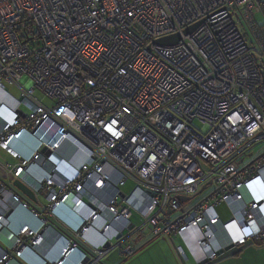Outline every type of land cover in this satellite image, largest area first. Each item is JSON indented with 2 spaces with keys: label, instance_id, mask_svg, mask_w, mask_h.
<instances>
[{
  "label": "built area",
  "instance_id": "2783aa9c",
  "mask_svg": "<svg viewBox=\"0 0 264 264\" xmlns=\"http://www.w3.org/2000/svg\"><path fill=\"white\" fill-rule=\"evenodd\" d=\"M258 13L264 0H0V148L17 160L3 167L48 201L44 212L32 209L41 234L24 226L11 250H0V264L27 246L48 255L64 236L49 217L64 205L77 226L60 259L44 264H65L77 251L79 264H100L148 226L156 237L180 235L188 247L196 231L202 263L232 244H264V197L249 189L261 179L264 153L245 164L264 141ZM176 34L174 45L157 43ZM24 134L41 144L29 159L12 145ZM210 184L207 200L183 208L180 197ZM0 203L3 234L5 213L22 201L2 180ZM221 224H235L240 236L222 243ZM176 249L187 261L185 247ZM134 251L130 245L123 255Z\"/></svg>",
  "mask_w": 264,
  "mask_h": 264
},
{
  "label": "crops",
  "instance_id": "0c3cea01",
  "mask_svg": "<svg viewBox=\"0 0 264 264\" xmlns=\"http://www.w3.org/2000/svg\"><path fill=\"white\" fill-rule=\"evenodd\" d=\"M2 99L3 97L0 96ZM13 148L22 155V157L29 159L33 156V154L40 148L41 144L31 134H24L20 140L13 142ZM0 152L4 153L8 157H10L13 162L16 163V159L10 156L7 152H5L2 148H0ZM11 162V161H10ZM14 163V164H15ZM10 164V163H9ZM12 164V165H14ZM5 165V164H4ZM0 167L3 172H0V180H2L5 184L9 186V188L16 193L23 203L28 204V207L25 208L22 204L16 205L14 208H11V211L7 214L9 225L8 229L4 230L3 234H0V250L2 251H10L12 240L15 235L24 227L29 226L34 232L40 233L44 229V224L39 218H36L32 214V209L37 210L39 212H44V207L47 205L48 201L46 196L41 192L35 191V184L33 185H25V191L20 190L16 186H14V182L17 181L14 179L13 174L8 172L3 164L0 162ZM44 172L42 170L36 169L34 170V175L38 178L43 176ZM261 182L264 181V169L260 172ZM254 183L250 190L256 193L257 196H261L264 194V182ZM127 186V185H126ZM125 186V187H126ZM210 185H206L202 188V192H204ZM124 187V188H125ZM123 188V190H124ZM133 189V188H132ZM213 191V190H212ZM211 191V192H212ZM124 192H126L124 190ZM130 192V191H129ZM200 192L199 194H201ZM210 192V193H211ZM128 193V192H126ZM198 194V195H199ZM208 194L207 196H209ZM205 196L204 198H206ZM202 198L201 200H203ZM193 197L187 198L183 201V208L188 209V203L192 201ZM199 202V201H198ZM217 211L223 221V224H227L230 222V211L226 205L221 204L217 206ZM49 225H53L56 229L60 230V232L64 235L59 238L56 242L51 244V249L48 252L47 258L50 262H57L61 253L67 247V239L68 237L73 236L71 230L76 228L77 222L71 216L69 209L67 206H63L55 212L53 217H49ZM221 224L218 228V236L222 243L228 242L230 237L232 236L234 239H237L240 236L239 231L237 230L235 224H230L226 227ZM41 234V233H40ZM197 232L192 231L189 236L190 245L185 243V239L179 235L180 241L177 242V237L166 239H155L149 245L138 251L136 254L132 256H128L127 259L122 257L120 248L115 249L116 254L111 255L107 260L106 258L112 253H109L108 256L103 259V264H184L181 256L178 254L177 249L175 248L177 245H182L185 247L188 255L187 264H202L199 257H196L194 254L195 251V242H196ZM154 237L146 239L143 238L142 235L138 234L136 238L133 240V246L139 249L148 241L152 240ZM137 243V245H136ZM174 243H177L175 246ZM137 246V247H136ZM118 250V251H117ZM135 250V249H134ZM43 250L37 251L35 248L27 246L23 251L21 257H16L9 262V264H44L46 262L45 255L43 256ZM114 252V250H113ZM200 256V255H199ZM82 254L80 252H74L71 257L66 261L65 264H79L81 261ZM201 262V263H200ZM212 264H264V244L260 242H254L252 245L247 246L242 251L235 253L234 255L220 258L218 261Z\"/></svg>",
  "mask_w": 264,
  "mask_h": 264
},
{
  "label": "rangeland",
  "instance_id": "374dc122",
  "mask_svg": "<svg viewBox=\"0 0 264 264\" xmlns=\"http://www.w3.org/2000/svg\"><path fill=\"white\" fill-rule=\"evenodd\" d=\"M255 19H256V22L260 25H262L264 23V15L262 13H258L255 15ZM11 90L14 92V94H17V90L14 89V87H10ZM36 96L43 101L44 104H46L47 106H51L52 105V101L46 97H44V95L40 92H37L36 93ZM194 126H196L197 128H201V125L195 121L193 123ZM249 153L252 155L251 156H247L246 157V161H245V164H249L252 160H254L255 158H257L259 155H261L262 153H264V141L262 142H259L257 144H255L249 151ZM11 161V162H10ZM0 162L2 164H14L15 162H13V160L8 157L7 155H5L4 153H1L0 152ZM17 164V161L16 163L14 164V166ZM0 172H3L2 168L0 167ZM127 185V186H126ZM124 190L126 192H129L132 190V188L134 187V182L132 180L128 181L127 184H126ZM216 188V185H212L210 186L209 188H207L204 192H202L201 194L193 197L192 201H190V203H188V209L192 208L198 201H200L202 198H204L205 196H207L208 194H210V192L212 190H214ZM213 192V191H212ZM185 208V206H184ZM132 222L133 224L136 226V227H141V230L143 229V226H142V222L138 219L137 215H134V217L132 218ZM153 227H145L140 235L143 236V238H146V239H149L151 238V236H153V231H152ZM115 242V241H113ZM179 242V241H177ZM137 245V243H136ZM137 247V246H136ZM40 247L38 248L37 251H39ZM135 250H137V248H135ZM118 251V250H117ZM113 254H116V251L114 250V252L112 251V253L106 258V260ZM105 263V261L103 262Z\"/></svg>",
  "mask_w": 264,
  "mask_h": 264
},
{
  "label": "water",
  "instance_id": "95a60500",
  "mask_svg": "<svg viewBox=\"0 0 264 264\" xmlns=\"http://www.w3.org/2000/svg\"><path fill=\"white\" fill-rule=\"evenodd\" d=\"M189 31H190V29L186 31V34H187ZM180 39H181V37H180L178 34H176V35H172V36H168V37H164V38L158 39V40H157V43H159V44H161V45H166V46H168V45H174V44H176L177 42H179ZM42 151H46V148H44ZM256 160H258V158H256L255 161H256ZM14 186H16L17 188H19V189L22 190V191L27 190L26 187H25V185H24L22 182H20L19 180H17V181L14 182ZM205 188H206V186H205ZM202 191H203V190H201V192H202ZM208 198H209V197H208ZM208 198H206L205 200H207ZM185 199H187V198L180 197V200H181L182 202H183ZM169 213H172V212L170 211ZM133 226H134V225H133ZM128 233H129L128 230H124L123 233L117 237V239H121V238H123V236H126ZM159 238H160V237H158V238H153L152 240L148 241V242L145 243L143 246H141L139 249L135 250V252H134L133 254H136L138 251H140L141 249H143L144 247H146L147 245H149V244H150L151 242H153L155 239L157 240V239H159ZM161 239H165V238H161ZM252 244H253V242L251 241V242H248L247 244H245V245H243V246H241V247H236L234 244L229 245V246H227L224 250H221V251L218 253V257H217L215 260H213V261H209V262H204V263H202V264H212V263L218 261L220 258L222 259V258H225V257L231 256V255H234L235 253L242 251L244 248H246L247 246L252 245ZM133 254H132V255H133ZM132 255H131V256H132ZM126 259H127V258H126ZM183 262H184V264H187L186 261H183ZM84 263H86V262H84Z\"/></svg>",
  "mask_w": 264,
  "mask_h": 264
},
{
  "label": "clouds",
  "instance_id": "9594fccd",
  "mask_svg": "<svg viewBox=\"0 0 264 264\" xmlns=\"http://www.w3.org/2000/svg\"><path fill=\"white\" fill-rule=\"evenodd\" d=\"M20 182H21V181H20ZM257 182H261V179H259ZM261 183H262V182H261ZM251 194L254 195V196L257 197V198L264 197V194H262L261 196H257L256 193L253 192V191H251ZM85 198H86V196H85ZM88 199H89V198H88ZM93 204H94V206H95L97 209L101 208V207L98 205V203L96 202L95 198H94ZM97 205H98V206H97ZM65 206H67L68 209H69V205H64V207H65ZM6 217H7V215H6ZM7 218H8V217H7ZM55 230H56V232H60V230H58V229H56V228H55ZM62 237H63V236H62ZM41 254H42L43 256L45 255L46 261L49 262V260H48V258H47V255H46V252H43V253H41Z\"/></svg>",
  "mask_w": 264,
  "mask_h": 264
},
{
  "label": "flooded vegetation",
  "instance_id": "af4514ba",
  "mask_svg": "<svg viewBox=\"0 0 264 264\" xmlns=\"http://www.w3.org/2000/svg\"><path fill=\"white\" fill-rule=\"evenodd\" d=\"M136 236L137 235H135L134 237H132L131 239H130V241H128V242H125L123 245H121V247H120V251H121V254H122V257H124V258H127L128 256H124L123 255V253L125 252V249L128 247V246H132L134 249H135V247L133 246V240L136 238Z\"/></svg>",
  "mask_w": 264,
  "mask_h": 264
},
{
  "label": "bare ground",
  "instance_id": "6f19581e",
  "mask_svg": "<svg viewBox=\"0 0 264 264\" xmlns=\"http://www.w3.org/2000/svg\"><path fill=\"white\" fill-rule=\"evenodd\" d=\"M5 205H6V204L3 205V204L0 203V209L6 211ZM6 206H7V205H6ZM5 216H6V213H5ZM5 216H4V217H5ZM153 237H154V238H158V237H156V236H154V235H153ZM134 252H135V251H134ZM134 252H133V253H134ZM107 256H108V255H107ZM107 256H106V257H107ZM106 257H105V258H106ZM105 258H104V259H105ZM102 262H103V260L100 262V264H103Z\"/></svg>",
  "mask_w": 264,
  "mask_h": 264
},
{
  "label": "trees",
  "instance_id": "16d2710c",
  "mask_svg": "<svg viewBox=\"0 0 264 264\" xmlns=\"http://www.w3.org/2000/svg\"><path fill=\"white\" fill-rule=\"evenodd\" d=\"M176 237H177V239H174V240L180 241L179 236H176ZM161 238H165L166 240H168V238H171V237H161ZM161 238H160V239H161ZM180 242H181V241H180ZM174 245L176 246L177 243H174ZM180 246H183L182 243L180 244ZM176 247H177V246H176ZM176 247H175V248H176Z\"/></svg>",
  "mask_w": 264,
  "mask_h": 264
}]
</instances>
